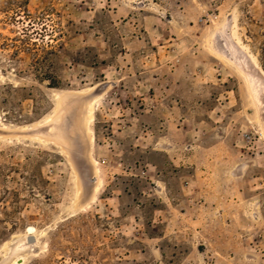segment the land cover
Wrapping results in <instances>:
<instances>
[{"label":"rangeland","instance_id":"rangeland-1","mask_svg":"<svg viewBox=\"0 0 264 264\" xmlns=\"http://www.w3.org/2000/svg\"><path fill=\"white\" fill-rule=\"evenodd\" d=\"M19 258L264 264V0H0V264Z\"/></svg>","mask_w":264,"mask_h":264},{"label":"bare ground","instance_id":"bare-ground-1","mask_svg":"<svg viewBox=\"0 0 264 264\" xmlns=\"http://www.w3.org/2000/svg\"><path fill=\"white\" fill-rule=\"evenodd\" d=\"M88 116H89L90 122H92L93 121V109H89ZM1 127L5 128V125L1 124ZM26 234H27V238L28 237H33L34 238V242H32V243H30L26 239L27 243H29L30 247L36 246L39 243L40 237L42 236V233H41V235L38 234L37 230L35 228H33V227H29ZM21 262H23V258H19L17 260H14V264H22Z\"/></svg>","mask_w":264,"mask_h":264},{"label":"water","instance_id":"water-1","mask_svg":"<svg viewBox=\"0 0 264 264\" xmlns=\"http://www.w3.org/2000/svg\"><path fill=\"white\" fill-rule=\"evenodd\" d=\"M27 240H28L30 243L34 242V238H33V237H28Z\"/></svg>","mask_w":264,"mask_h":264}]
</instances>
